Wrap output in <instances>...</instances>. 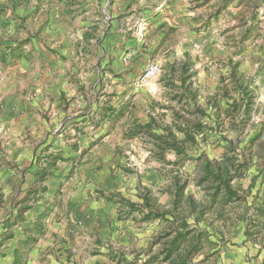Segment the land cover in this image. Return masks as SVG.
I'll return each instance as SVG.
<instances>
[{
  "label": "rangeland",
  "instance_id": "374dc122",
  "mask_svg": "<svg viewBox=\"0 0 264 264\" xmlns=\"http://www.w3.org/2000/svg\"><path fill=\"white\" fill-rule=\"evenodd\" d=\"M161 4L182 9L170 27L148 25ZM206 4L211 8L198 15L195 9ZM262 4L264 0H0V71L10 53L9 63L25 54L32 58L30 70L38 69L34 49L46 47L51 38L37 25H64L66 37L72 40L65 47L72 72L69 79L73 84L80 81L76 84L79 91L94 98L89 134L80 130L75 135L86 136L83 153L102 149L100 154L93 152L96 163L110 166L112 176L121 174L128 183L123 191L113 192L100 182L94 184V201L106 203L105 210L117 215V222L122 223L118 225H124L122 231L136 237L125 249L118 248L114 240L107 241L102 250L108 254V264H145L151 255H157L152 264H172L192 246L198 250L189 264H264ZM221 8L228 12L220 14ZM183 18H189V23ZM113 20L121 22L115 25L116 39L103 44V33L112 35L113 25L108 24ZM201 23L204 25H198ZM119 38L121 74H116L112 68L117 69L120 62ZM108 54L109 66L99 58ZM150 64H158L160 72L142 84L140 77ZM184 64L190 69L184 71ZM234 66L237 84L230 78ZM181 92L188 96L179 102L175 97ZM233 100L238 103L235 110ZM248 101L252 103L249 118L243 112ZM147 123L150 129L130 138L137 126ZM196 124L206 125L204 134H196L195 142L186 140L189 128ZM99 132L102 134L94 138ZM174 142L180 154L165 146ZM229 162L234 167L229 185L240 200L229 199L222 187L215 184L212 188L203 178L204 163L216 170ZM48 164L58 167L66 161L54 156ZM147 169L159 173L165 183L142 186L140 176ZM177 186H181L179 195ZM34 193L38 196L37 190ZM27 199L19 208L11 207L17 213L14 220L0 227V261L7 259L8 253L3 251L16 245L19 252L13 253V264L25 263L28 251L47 241L49 226L71 232L88 227L74 220L79 214L74 207L59 206L53 212L48 205L33 227L22 229L24 238L15 244L11 232L23 222L24 213L18 215L19 210L30 209ZM86 207L83 204L84 211ZM184 221L192 232L164 260L163 244L172 241L177 232L186 233L181 229ZM71 235L62 239L76 249V253H68V263L78 252L74 264L98 255L82 249L87 244L85 236Z\"/></svg>",
  "mask_w": 264,
  "mask_h": 264
},
{
  "label": "crops",
  "instance_id": "0c3cea01",
  "mask_svg": "<svg viewBox=\"0 0 264 264\" xmlns=\"http://www.w3.org/2000/svg\"><path fill=\"white\" fill-rule=\"evenodd\" d=\"M210 8L209 4H206L197 7L195 12L200 15ZM227 9L221 8L219 13L224 14L228 12ZM179 10L182 9L161 4L153 11L148 25L170 27L179 17ZM236 10L238 9L235 8V13ZM260 13L263 15L261 19L264 20V4ZM182 21L189 23L190 19L183 18ZM108 25H113L110 33L112 35L103 33V44H109L111 40L116 39L113 38L115 25H121V22L113 20ZM38 26H42L44 33L51 38L46 41V47L34 49L39 57L35 60L38 69L30 70L32 58L25 54L9 63L10 53L8 63L0 71V227L14 220L17 213L11 207L19 208L23 199L31 200H25L30 209L21 216L23 222L18 223L11 232L16 244L24 238L22 229L29 225L33 227L45 207L50 205L55 212L59 206H72L75 208L74 212L79 213L75 215L74 220L83 221L85 226L88 225L87 229L74 232L56 231L49 226L45 235L47 241L31 248L23 264H74L81 253L78 252L74 259L71 257V263H68V253L74 254L76 249L67 245L68 241H62L67 240L66 236L72 237V233L76 237L80 238L82 235L87 238V244L82 249L87 250L88 254H98L94 258L88 256L82 264H108V254L102 250L107 241L114 240L118 248L125 249V246L133 244L131 239L136 240V237H131L127 230L122 231L124 225H118L122 223L117 222V215L105 210L106 203L98 204L94 201V184L100 182L109 192H113L123 191L128 183L121 174L112 176L114 174L110 166L96 163L97 159L93 153H97L96 150L83 153L82 150L87 145L84 139L90 132L88 125L92 118L94 98L79 91L76 84H80V81H74L73 84L69 79L72 72L68 55H65V47L72 40L66 37L64 25H37L36 28ZM82 39L83 37H79L78 40ZM119 39L120 62L117 69L112 68L116 74H121V38ZM66 58L67 60H64ZM99 58L103 60V64L109 66V54ZM80 130L86 135L84 138L81 135L76 137L75 132ZM101 134L96 133L93 137L98 138ZM102 151L98 149L97 154ZM54 156H62L66 164L50 167L48 163ZM74 162L77 163L76 166L72 165ZM144 172V175L140 176L142 186L151 188L165 183L154 170L147 169ZM40 189H44V192L41 193ZM36 190L38 196L34 193ZM48 200L50 201L47 204ZM83 204H87L85 211ZM133 217L135 215L130 216L131 219ZM128 223L127 220L126 224ZM15 248L16 245L9 252L3 251L8 253L7 259L0 261V264H13V253L19 252V249Z\"/></svg>",
  "mask_w": 264,
  "mask_h": 264
},
{
  "label": "trees",
  "instance_id": "16d2710c",
  "mask_svg": "<svg viewBox=\"0 0 264 264\" xmlns=\"http://www.w3.org/2000/svg\"><path fill=\"white\" fill-rule=\"evenodd\" d=\"M188 69H190V65L188 66L187 64L183 65V70L186 71ZM230 78L231 81L234 84H237L239 82V78H237V71H236V66H234L231 69V73H230ZM185 80V78H183ZM183 80V81H184ZM242 91L244 93V96H247L249 94L247 87L243 86L242 87ZM227 95V93H226ZM184 96H188L185 94V92H181L179 93L178 97H175L178 99V101H182L184 99ZM250 106H252V103L250 101H248L243 109L244 114L246 115L247 118H249L250 116ZM197 108V113H201L203 114V112L198 110ZM231 108L233 110L238 108V103H236L235 100H233L232 104H231ZM151 125L150 123H147L145 125H139L135 128V131L130 135V138H133L135 135H137L139 132H143V131H147L148 129H150ZM206 125L203 124H196L193 127L189 128L190 131L187 132L186 134V140L191 141V142H195V136L196 134H204L205 129H206ZM211 130V129H210ZM165 146H168V148L174 150L177 154L181 153V150L178 148L177 144L174 142L172 144H165ZM223 165H219L216 167V170H213V168L211 167V165L209 163H204L203 164V174H204V180L205 181H210L211 183V187L213 188V185L216 184V187H219L224 190L225 194L227 195V197L230 199H234V200H240V197L232 190V188L230 187L229 183L231 180V176L229 178L230 172L232 171L233 164L231 162H229V165L227 166H223ZM232 168V169H231ZM239 168H243L242 165L239 166ZM237 176H240L241 173L239 171H237ZM176 192L179 195L181 192V186H177L176 187ZM26 208H22L19 210L18 215L23 214L25 212ZM189 226L185 223V221L181 224V229H185L186 233H180L177 232L175 237L173 238L172 241H169L167 244L164 243L163 245H165V249L162 250V252L164 253V260H169L171 255L174 252H177L180 246V243L185 240V237L187 235H189L192 231L188 230ZM197 246V245H196ZM198 249L194 246H192L190 248V250H188L187 253H185L183 255V257H179V259H177V261H173L172 264H189V260H190V256L193 255V253L195 251H197ZM157 255H151L147 261H145V264H152V261L156 258ZM17 262V261H16ZM15 262V264H16Z\"/></svg>",
  "mask_w": 264,
  "mask_h": 264
},
{
  "label": "built area",
  "instance_id": "2783aa9c",
  "mask_svg": "<svg viewBox=\"0 0 264 264\" xmlns=\"http://www.w3.org/2000/svg\"><path fill=\"white\" fill-rule=\"evenodd\" d=\"M159 72H160V66L158 64L148 65L140 77V82L142 84L147 83L150 79L157 76Z\"/></svg>",
  "mask_w": 264,
  "mask_h": 264
}]
</instances>
